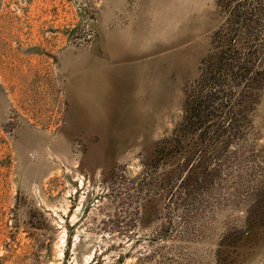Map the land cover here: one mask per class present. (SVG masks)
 I'll use <instances>...</instances> for the list:
<instances>
[{
    "label": "rangeland",
    "instance_id": "obj_1",
    "mask_svg": "<svg viewBox=\"0 0 264 264\" xmlns=\"http://www.w3.org/2000/svg\"><path fill=\"white\" fill-rule=\"evenodd\" d=\"M217 1L0 0V264H264V99L206 182L154 161Z\"/></svg>",
    "mask_w": 264,
    "mask_h": 264
},
{
    "label": "trees",
    "instance_id": "obj_2",
    "mask_svg": "<svg viewBox=\"0 0 264 264\" xmlns=\"http://www.w3.org/2000/svg\"><path fill=\"white\" fill-rule=\"evenodd\" d=\"M217 9L223 21L199 79L185 92L182 121L155 150L154 161L173 164L169 175L184 189L206 182L207 170L250 128L264 99V0H218Z\"/></svg>",
    "mask_w": 264,
    "mask_h": 264
},
{
    "label": "bare ground",
    "instance_id": "obj_3",
    "mask_svg": "<svg viewBox=\"0 0 264 264\" xmlns=\"http://www.w3.org/2000/svg\"><path fill=\"white\" fill-rule=\"evenodd\" d=\"M92 89H93V88H92ZM92 89H91V88H90V90L87 89V92H88L87 95H88V98H89V99H92L93 96H94L93 93H92Z\"/></svg>",
    "mask_w": 264,
    "mask_h": 264
}]
</instances>
